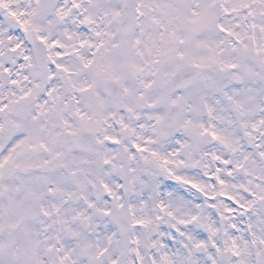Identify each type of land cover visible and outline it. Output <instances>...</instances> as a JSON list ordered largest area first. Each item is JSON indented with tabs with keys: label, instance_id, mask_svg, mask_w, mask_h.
<instances>
[{
	"label": "snow or ice",
	"instance_id": "snow-or-ice-1",
	"mask_svg": "<svg viewBox=\"0 0 264 264\" xmlns=\"http://www.w3.org/2000/svg\"><path fill=\"white\" fill-rule=\"evenodd\" d=\"M0 264H264V0H0Z\"/></svg>",
	"mask_w": 264,
	"mask_h": 264
}]
</instances>
